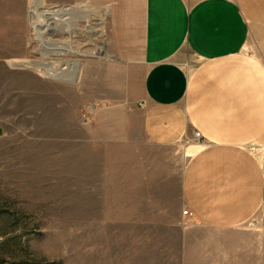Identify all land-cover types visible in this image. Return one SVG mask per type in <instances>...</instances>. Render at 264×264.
I'll return each mask as SVG.
<instances>
[{"label": "crops", "instance_id": "crops-1", "mask_svg": "<svg viewBox=\"0 0 264 264\" xmlns=\"http://www.w3.org/2000/svg\"><path fill=\"white\" fill-rule=\"evenodd\" d=\"M140 63L134 80L130 65L123 80L82 66L76 141L89 199L118 201L120 230L159 259L244 248L258 264L262 243L213 235L264 217V0H142Z\"/></svg>", "mask_w": 264, "mask_h": 264}, {"label": "rangeland", "instance_id": "rangeland-1", "mask_svg": "<svg viewBox=\"0 0 264 264\" xmlns=\"http://www.w3.org/2000/svg\"><path fill=\"white\" fill-rule=\"evenodd\" d=\"M79 4L87 6L89 23L68 34L45 31L43 38L69 41L86 56L41 47L29 18L31 10H51L42 0H0V264L253 263L244 248L223 260L159 259L165 253H153V243H130L135 233L120 230L118 201L89 199L87 181L78 176L86 155L76 141L87 99L81 69L93 66L98 80H123L128 65L131 80L141 75L142 0ZM249 46L258 41L250 36ZM102 49L104 56L89 55ZM213 236L264 249V217L257 212Z\"/></svg>", "mask_w": 264, "mask_h": 264}, {"label": "bare ground", "instance_id": "bare-ground-1", "mask_svg": "<svg viewBox=\"0 0 264 264\" xmlns=\"http://www.w3.org/2000/svg\"><path fill=\"white\" fill-rule=\"evenodd\" d=\"M90 10V9H89ZM30 21L33 26L35 36L41 47H53L57 46L58 50H61L64 55L66 54H78L80 56H86L85 53L78 52L72 49L69 41L50 42L45 41L43 38L44 32L55 34H68L70 31L79 29L80 22L89 23V12L87 6L69 8V9H53V10H31ZM87 30V29H86ZM39 45V46H40ZM56 48V47H55ZM56 53V52H55ZM43 55L45 56L44 52ZM89 55L94 57H101L105 55V51H93ZM88 55V56H89Z\"/></svg>", "mask_w": 264, "mask_h": 264}, {"label": "built area", "instance_id": "built-area-1", "mask_svg": "<svg viewBox=\"0 0 264 264\" xmlns=\"http://www.w3.org/2000/svg\"><path fill=\"white\" fill-rule=\"evenodd\" d=\"M95 109V107L94 106H92V107H90V109H86V113H91L93 110ZM83 123L85 124V125H87L88 124V120L87 119H85L84 121H83ZM192 139H193V141L194 140H199L200 139V134L198 133V132H194L193 133V135H192ZM183 216L184 217H186V218H190L191 216H192V214L191 213H189L188 211H183Z\"/></svg>", "mask_w": 264, "mask_h": 264}, {"label": "water", "instance_id": "water-1", "mask_svg": "<svg viewBox=\"0 0 264 264\" xmlns=\"http://www.w3.org/2000/svg\"><path fill=\"white\" fill-rule=\"evenodd\" d=\"M32 64H34V65H35V64H36V62H32Z\"/></svg>", "mask_w": 264, "mask_h": 264}]
</instances>
